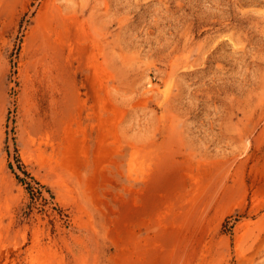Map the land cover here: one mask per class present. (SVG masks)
<instances>
[{"label":"rangeland","instance_id":"rangeland-1","mask_svg":"<svg viewBox=\"0 0 264 264\" xmlns=\"http://www.w3.org/2000/svg\"><path fill=\"white\" fill-rule=\"evenodd\" d=\"M0 264H264V0H0Z\"/></svg>","mask_w":264,"mask_h":264}]
</instances>
